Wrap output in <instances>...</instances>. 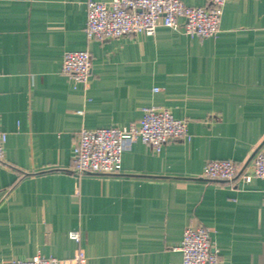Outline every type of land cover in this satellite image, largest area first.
<instances>
[{
	"label": "crops",
	"instance_id": "0c3cea01",
	"mask_svg": "<svg viewBox=\"0 0 264 264\" xmlns=\"http://www.w3.org/2000/svg\"><path fill=\"white\" fill-rule=\"evenodd\" d=\"M88 1L0 0V264L80 248L85 264H181L188 225L207 230L219 264H264V180L202 176L207 160L264 152V0H227L213 37L159 25L106 41L86 37ZM72 50L91 55L86 86L61 70ZM152 105L187 136L160 152L132 142L118 175L73 173L81 127L138 125Z\"/></svg>",
	"mask_w": 264,
	"mask_h": 264
},
{
	"label": "built area",
	"instance_id": "2783aa9c",
	"mask_svg": "<svg viewBox=\"0 0 264 264\" xmlns=\"http://www.w3.org/2000/svg\"><path fill=\"white\" fill-rule=\"evenodd\" d=\"M226 1L207 0L208 6L203 7L187 5L183 0H90L87 2L85 34L88 40L97 41L137 34L150 36L159 25H163L191 36L213 37L219 32ZM91 67L92 58L87 50L66 51L62 55L61 70L73 82L86 86ZM186 136L185 120L175 118L168 108L145 106L138 125L81 127L72 147V171L76 175H118L122 153L132 142L140 141L160 152L168 142ZM6 139L7 133L0 129V161L5 156ZM202 176L226 182L238 179L246 183L252 178L264 180V152L255 150L243 163L232 159L207 160ZM70 237L82 246L79 231H71ZM177 249L181 253V264H219L218 251L201 225L186 226ZM85 260V253L80 248L67 260L36 254L29 259L10 258L2 264H85Z\"/></svg>",
	"mask_w": 264,
	"mask_h": 264
}]
</instances>
